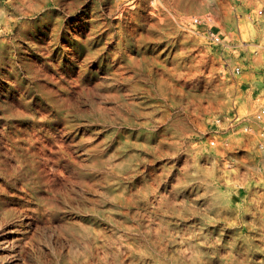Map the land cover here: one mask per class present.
<instances>
[{
    "label": "bare ground",
    "instance_id": "6f19581e",
    "mask_svg": "<svg viewBox=\"0 0 264 264\" xmlns=\"http://www.w3.org/2000/svg\"><path fill=\"white\" fill-rule=\"evenodd\" d=\"M31 1L44 12L19 30L31 55L0 38V264H32V253L51 255L38 264L159 257L163 233L175 240L157 204L173 212L178 33L190 16L172 0ZM24 2L0 0V37ZM51 3L76 13L64 35Z\"/></svg>",
    "mask_w": 264,
    "mask_h": 264
},
{
    "label": "rangeland",
    "instance_id": "374dc122",
    "mask_svg": "<svg viewBox=\"0 0 264 264\" xmlns=\"http://www.w3.org/2000/svg\"><path fill=\"white\" fill-rule=\"evenodd\" d=\"M172 1L177 15L190 16L180 20L178 33L173 212L157 204L158 221L173 218L175 240L164 232L160 243L167 250L159 257L127 253L125 264H264V147L257 144L255 135L229 128V120L236 115L259 129L250 115L255 109L250 112L249 106L257 108L264 101V22L259 14L264 0ZM15 6L17 23L0 38L14 48L22 46L19 50L29 57L32 36L19 30L44 12L36 10L31 0ZM48 7H57L52 21L61 23L58 33L64 35L76 13L53 3ZM196 16L201 22H194ZM50 21L44 24L46 29ZM208 27L223 32L226 44H210L204 36ZM184 30L193 42L190 76L184 66ZM46 60L43 56L42 61ZM244 100L246 111L241 107ZM223 116L229 122L219 121ZM212 136L218 138V146L210 144ZM220 138H228L230 144L223 147ZM168 160L165 157L163 162ZM166 181L165 176L162 193ZM50 259L49 253H32L29 261L38 264Z\"/></svg>",
    "mask_w": 264,
    "mask_h": 264
},
{
    "label": "built area",
    "instance_id": "2783aa9c",
    "mask_svg": "<svg viewBox=\"0 0 264 264\" xmlns=\"http://www.w3.org/2000/svg\"><path fill=\"white\" fill-rule=\"evenodd\" d=\"M259 14H260V17H262L263 21H264V6L260 10ZM194 22L199 23V22H201V19L198 16H196L194 18ZM204 36L210 42V44H212L214 46L226 44V41H227V36L223 32L216 30L213 27H208L204 31ZM238 70L240 71V68H238ZM262 96H263L262 98L264 99V93H262ZM253 116H254V120H255L256 124L259 125L258 130H256L254 128L255 126H253L252 124H249L246 121L247 120L246 117H242V116L239 117L236 115H234V118H233L234 120L233 119L229 120L230 121L229 128L231 130H235L237 128L238 132L242 131V132H246L248 134L255 135L257 144L263 148L264 147V101H262L260 103V105L257 107ZM227 119L228 118H225L223 116L222 118H219V121L224 123ZM219 142L222 144L223 147L224 146L226 147L230 144L228 138H224V139L220 138ZM210 143L212 146H218L219 145L218 144V138L216 136H212L210 139Z\"/></svg>",
    "mask_w": 264,
    "mask_h": 264
}]
</instances>
